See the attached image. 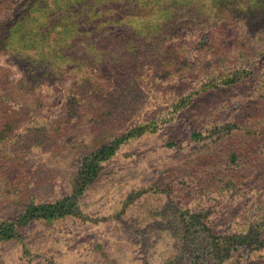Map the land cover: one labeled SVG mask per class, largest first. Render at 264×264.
Instances as JSON below:
<instances>
[{
	"label": "rangeland",
	"instance_id": "rangeland-1",
	"mask_svg": "<svg viewBox=\"0 0 264 264\" xmlns=\"http://www.w3.org/2000/svg\"><path fill=\"white\" fill-rule=\"evenodd\" d=\"M114 1L127 17L148 14L154 26L164 20L152 3ZM210 1L183 3L196 9L209 27ZM10 14L7 3H0V21ZM237 22L235 31L230 28L235 36L223 33L217 42L236 52L255 48L253 53L259 54L264 25L251 30ZM184 44H176L175 54L192 59L182 51ZM156 56L143 54L133 73L120 76V85L128 82L132 89L136 111H128L130 99L122 105L113 95L117 83L111 74L89 69L96 96L85 100L84 117L75 118L67 111V101L78 73L55 75L40 89L33 88L9 53L0 52V97L5 96L0 117L4 109L13 115L0 119V137L4 129L7 136L0 138L1 218L18 215L31 200L55 201L71 194L84 154L111 144L135 123L171 117L183 93L199 92L206 79H194L192 85L183 67L162 58L156 63ZM232 64L241 66L235 58ZM212 88L198 93L178 119L122 143L97 180L78 196L82 216L36 222L23 230V241H0V264H189L180 261V211L206 213L222 233L243 235L262 222L264 67L254 81ZM110 112L116 115L110 117ZM233 124L237 126L230 130H214ZM197 129L207 139H192L190 133ZM170 140L179 144L168 146ZM227 264H264V248L239 250Z\"/></svg>",
	"mask_w": 264,
	"mask_h": 264
},
{
	"label": "trees",
	"instance_id": "trees-1",
	"mask_svg": "<svg viewBox=\"0 0 264 264\" xmlns=\"http://www.w3.org/2000/svg\"><path fill=\"white\" fill-rule=\"evenodd\" d=\"M0 3H7L11 10L10 16L0 21V52H8L11 60L20 65L27 84L40 89L55 75L79 74L67 101V111L75 118L84 117L85 100L96 96L97 87H93L95 82L89 69L103 75L111 74L110 78L113 77L117 83L113 95L123 102L122 105L126 99H130V112L137 110V101L134 95H130L132 89L128 88V82L120 85L119 80L120 76L133 73L143 54H157L159 59H154L156 63H161V58L177 63V66L184 68L187 82L192 85L194 79H206L199 92L190 91L179 97L171 117L161 115L159 119L135 123L111 144L84 154L71 194L55 201L31 200L24 204V209L18 215L0 217V241H23V230L36 222L69 215L82 216L78 196L97 180L106 161L122 143L156 131L160 123L178 119V115L189 109L198 93L205 88L208 91V87H215L213 90L220 86L244 84L246 79L254 81L264 67V45L262 51L255 55V48L236 52L231 45L225 42L220 44L216 40L223 33L235 36V27L239 23L237 19L248 25L249 29L264 25V0H212L211 5H207L208 9L210 7L209 17L212 18L209 27L204 25L196 9L185 6L183 0H144L143 5L152 3L163 15V22L156 26L149 23L148 14L127 17L123 11L120 13L122 5L114 0H0ZM155 15L151 14V17L154 19ZM182 43H185L182 51L190 53L192 59H181L175 54L176 44ZM237 44L233 46L238 50L241 47ZM244 56H248V61ZM233 58L239 60L241 66L229 65ZM245 63L249 65L244 67ZM204 71L207 73L202 75ZM117 105L120 109L121 104ZM116 111L113 110L114 113ZM114 113L110 112L109 116L114 117ZM12 117L11 111L4 109L0 119ZM231 126L237 125H224L214 130H230ZM30 128L32 126L28 128L32 132ZM5 131L0 138L7 137ZM190 134L197 141L207 139L199 129ZM175 144L179 143L176 140L167 142L168 146ZM180 214L181 262L227 264L239 250L246 253L264 248V219L258 226L250 228L251 231L241 235L217 231L202 211H180ZM25 252L30 253L27 249Z\"/></svg>",
	"mask_w": 264,
	"mask_h": 264
}]
</instances>
